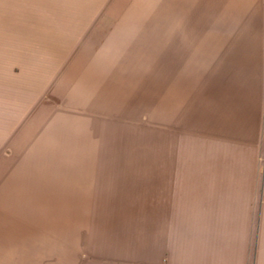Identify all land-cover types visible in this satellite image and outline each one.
Instances as JSON below:
<instances>
[{"label": "rangeland", "instance_id": "obj_1", "mask_svg": "<svg viewBox=\"0 0 264 264\" xmlns=\"http://www.w3.org/2000/svg\"><path fill=\"white\" fill-rule=\"evenodd\" d=\"M237 16L220 0H0V264L228 254L231 180L264 159L236 140Z\"/></svg>", "mask_w": 264, "mask_h": 264}, {"label": "crops", "instance_id": "obj_2", "mask_svg": "<svg viewBox=\"0 0 264 264\" xmlns=\"http://www.w3.org/2000/svg\"><path fill=\"white\" fill-rule=\"evenodd\" d=\"M214 1L217 2L211 0V3ZM220 2L225 10L240 13L237 16L240 20H234L241 27L240 46L235 53L243 61L238 78L233 79V109L240 133L236 140L240 141L243 155L247 148L256 146L258 151L252 147L250 154L264 157V0ZM235 41L238 42L236 38ZM249 161L243 164L242 179L231 180L229 199L225 202L232 219L231 245L228 254L216 264H264V159L258 179L253 180L249 179L253 170Z\"/></svg>", "mask_w": 264, "mask_h": 264}]
</instances>
